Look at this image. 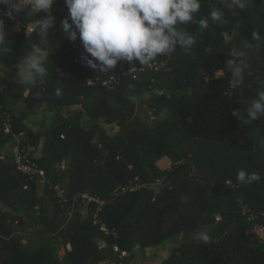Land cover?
I'll return each instance as SVG.
<instances>
[{
  "label": "trees",
  "instance_id": "16d2710c",
  "mask_svg": "<svg viewBox=\"0 0 264 264\" xmlns=\"http://www.w3.org/2000/svg\"><path fill=\"white\" fill-rule=\"evenodd\" d=\"M244 2L243 10L223 9L225 22L216 23L208 14L223 8L220 0H201L194 21L184 26L195 40L191 50L178 45L151 67L121 60L100 72L82 61L79 38L65 37L44 58L43 82L39 75L33 84L0 82V264L119 263L123 251L136 258L137 248L177 237L180 249L161 264H264V241L242 212L246 205L264 224V115L241 121L264 90V0ZM8 10L0 5V66L16 69L52 39L38 25L46 13L28 7L9 17ZM51 13L68 16L65 0H55ZM201 18L208 19L204 30ZM254 31L259 41L252 39ZM234 48L245 50L248 67L244 83L231 89L225 64L236 59L229 55ZM18 100L46 105L53 117L45 129L30 126L26 111L9 107ZM74 105L81 108L71 110ZM238 110L242 118L232 114ZM103 123L118 130L109 132ZM15 143L44 169L42 194L39 180L19 170L14 155H3ZM164 157L168 168L158 164ZM241 169L261 179L241 184ZM26 218L39 229L24 238ZM214 224L218 238L193 239Z\"/></svg>",
  "mask_w": 264,
  "mask_h": 264
},
{
  "label": "clouds",
  "instance_id": "9594fccd",
  "mask_svg": "<svg viewBox=\"0 0 264 264\" xmlns=\"http://www.w3.org/2000/svg\"><path fill=\"white\" fill-rule=\"evenodd\" d=\"M34 13L44 12L46 18L38 21L40 33L47 35L49 28L55 25V17L51 9L55 0H28ZM223 8H213L208 17L216 23H224L223 9L235 11L245 8L244 0H220ZM68 17L60 22L61 29L69 40L81 41L84 49L82 61L86 66L100 72H108L121 60L132 62L138 60L140 65H149L158 55H170L177 46L186 51L191 50L195 40L184 30V26L194 21L195 14L201 9V0H65ZM0 5H8V15L24 10L25 0L14 3L13 0H0ZM200 30L208 28V19L201 18ZM252 39H261L259 32L252 33ZM4 42L3 24L0 22V44ZM251 47V45H245ZM47 52L39 48L29 55L21 68L22 81L35 83L34 77L39 75L41 82L47 75L44 58ZM225 67L231 71L229 87L242 85L245 70L248 67L244 49L234 48ZM61 95V90H56ZM235 115V111L232 113ZM264 115V90L257 93L247 108V115L241 119L245 124L251 123ZM237 181L251 184L261 179L257 172L248 173L241 169L237 173ZM197 241L209 242L206 231L193 234Z\"/></svg>",
  "mask_w": 264,
  "mask_h": 264
},
{
  "label": "rangeland",
  "instance_id": "374dc122",
  "mask_svg": "<svg viewBox=\"0 0 264 264\" xmlns=\"http://www.w3.org/2000/svg\"><path fill=\"white\" fill-rule=\"evenodd\" d=\"M253 0H246V3L247 4H252ZM64 18H59V17H55V23H60ZM63 33L64 32H61V30H59V27H56L55 25L53 27H51V31H50V35H54V37H63ZM66 34V33H64ZM52 36V38H54ZM65 37V36H64ZM39 49H41L42 51H47L49 50V52L52 53V49H47V46L46 47H43L42 45L39 47ZM47 49V50H46ZM21 68L20 67L18 70H14V71H11L10 69L8 68H5L7 71H5V77L2 79L0 78V82L3 80V82L5 83H8L10 80H12V78L14 79H17L18 81H22V77H21ZM12 74L13 76L9 75ZM222 72H218L217 74L218 75H221ZM257 74H259V71L256 72ZM9 107L17 112V113H20V112H23V111H26L27 112V123L30 125V126H33V127H36L37 129H42L43 127H45L50 121H51V118L53 117V113L50 112V111H47L46 110V105L45 104H41V105H37V106H32V105H28L26 103H24L22 100H18L16 102H13V103H10L9 102ZM81 108L80 105H74L72 107H70L71 110H75V109H79ZM165 117V114H161L159 116V118H164ZM84 122H87V119H84ZM103 125L107 128V130L109 132H113V131H116L118 130V127L117 126H114V125H106L103 123ZM45 129V128H43ZM262 144L264 146V139H262ZM17 145L16 143L15 144H7L5 146V148L3 149V154L4 155H8V156H13L14 153L16 152L17 150ZM168 159V158H167ZM159 166L162 167V168H168L171 166V161L169 160L167 164L163 163L161 160L159 161ZM46 181H38L37 185H38V193L39 194H42L43 192V186L45 185ZM160 182H158L156 185H159ZM1 207V205H0ZM242 208H244V205H242ZM27 220V225H26V232L22 234V236L24 238H27L29 236H33L39 229L38 227V224L35 223V221L31 220L30 218H26ZM204 231H206L209 236L211 238H218L220 236V233H219V229H218V226L216 224L212 225V226H208ZM180 246H181V239L179 237L173 239V240H170L167 242L166 245H161L159 247H156L154 248L153 251L150 250V248H148L146 250V252H143L141 248L137 249V252L140 251V254H139V257L140 259L138 260L137 259V256L136 258H131L129 259L127 256L126 257H119V260H122L119 261L120 264H153V262L156 261V259L154 258L155 257V253L158 252V250L161 251V255L162 256H166L168 254H170L171 252L173 251H178L180 249ZM146 253L151 256L149 258L148 255H146ZM64 255V248H61L60 250V256L61 258L63 257ZM118 262H114L112 264H119Z\"/></svg>",
  "mask_w": 264,
  "mask_h": 264
},
{
  "label": "built area",
  "instance_id": "2783aa9c",
  "mask_svg": "<svg viewBox=\"0 0 264 264\" xmlns=\"http://www.w3.org/2000/svg\"><path fill=\"white\" fill-rule=\"evenodd\" d=\"M16 3H20V0H15ZM28 7H31L30 6V3H28V0H25V7L24 9L28 8ZM68 17V16H65V18ZM34 28L33 25H30L29 26V31H32ZM149 66L151 67L152 64L150 63ZM138 67L135 66L134 64L131 65V69L130 71L131 72H134L135 70H137ZM140 70H144L145 68L144 67H141L139 68ZM11 131V126H10V123L7 122L5 124V132L6 133H9ZM18 148V147H17ZM30 150V149H29ZM14 163L16 164L17 168L23 172H25L26 174H28L32 179L33 178H36L37 180H40V181H46V174H45V171L44 169H42L39 164L37 162H35L30 156H29V151L28 152H25V153H22L20 151V149L18 148L16 150V152L14 153ZM134 188L133 185L131 186H128V187H123L122 188V191H125L127 189H132ZM59 193L61 194L62 191L57 187L56 188ZM83 198H86V200L88 202H91V201H99L100 203H103L102 201L94 198V197H89L87 195H84ZM242 212L244 215L248 216V221L251 222V231L254 232L261 241H264V224L263 223H260L258 222L257 218H258V215L255 214L253 211H251V209L249 207H247L246 205H244V208H242ZM68 247H70V245L68 244ZM115 250L116 251H119V248L116 246L115 247ZM121 256H127V252L126 251H123L121 253Z\"/></svg>",
  "mask_w": 264,
  "mask_h": 264
},
{
  "label": "crops",
  "instance_id": "0c3cea01",
  "mask_svg": "<svg viewBox=\"0 0 264 264\" xmlns=\"http://www.w3.org/2000/svg\"><path fill=\"white\" fill-rule=\"evenodd\" d=\"M55 26L56 27H59V30H61V32H63L62 31V29H61V26H60V23H55ZM50 31H51V28H49L48 29V32H49V34H50ZM51 36V35H50ZM53 37H54V35H52ZM52 36H51V42L49 43V44H47L46 46H47V49H54L53 51H52V53H54L58 48H59V46H60V44H61V42H62V40H63V38H65V37H67V35L66 34H64L63 33V37H54V38H52ZM65 36V37H64ZM46 46H44V47H46ZM46 49V50H47ZM47 53H51V52H49V50H47L46 51ZM23 66V64L22 65H20L18 68H16V69H10L11 71H14V70H18L20 67H22ZM5 71H7L4 67H2V66H0V78H4L5 77ZM9 75H11V76H13L12 74H10L9 73ZM13 79V78H12ZM5 148V147H4ZM4 155V154H3ZM161 161L163 162V163H165V164H167L168 163V161H169V159H167L166 157H164V158H162L161 159ZM154 248H156V247H150V250L151 251H153L154 250ZM137 249H139V248H137ZM148 248H144V249H142V251L143 252H146V250H147ZM136 253V256H137V259L139 260L140 259V257H139V254H140V251L139 252H135ZM146 255H148L147 253H146ZM149 256V255H148ZM167 256V255H166ZM166 256H162L161 255V251L160 250H158V252L157 253H155V259H156V261L155 262H153V264H161V262H162V260H163V258L164 257H166ZM151 256H149V258H150ZM120 264V263H119ZM139 264H141V263H139Z\"/></svg>",
  "mask_w": 264,
  "mask_h": 264
},
{
  "label": "water",
  "instance_id": "95a60500",
  "mask_svg": "<svg viewBox=\"0 0 264 264\" xmlns=\"http://www.w3.org/2000/svg\"><path fill=\"white\" fill-rule=\"evenodd\" d=\"M235 113H236L235 116L238 117V118H242L244 116L242 110H238ZM100 244H102V242H100Z\"/></svg>",
  "mask_w": 264,
  "mask_h": 264
}]
</instances>
